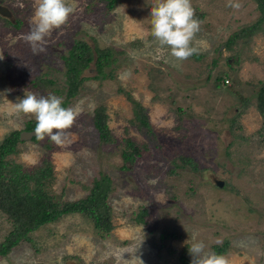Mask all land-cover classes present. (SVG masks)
Segmentation results:
<instances>
[{"label":"rangeland","instance_id":"rangeland-1","mask_svg":"<svg viewBox=\"0 0 264 264\" xmlns=\"http://www.w3.org/2000/svg\"><path fill=\"white\" fill-rule=\"evenodd\" d=\"M67 2L75 12L46 38L45 51L34 54L24 35L36 0H0L11 10L7 18L21 20L8 24L0 14V140L34 118L14 113L18 97L29 91L60 96L30 79L39 74L62 83L61 54L74 38L92 43L94 36L100 46L118 50L114 77L84 80L67 105L80 115L65 147L48 138L25 139L11 154L28 169L49 158L55 170L51 190L62 199L83 196L94 175L108 173L114 228L103 234L82 213L63 214L32 230L31 240L0 256V264H125L134 255L144 264H173L193 236L206 251L228 239L222 255L230 264H264V115L255 104L264 80V32L248 42L238 40L232 49L224 45L232 31L256 19V2L233 0L242 5L236 10L227 6L229 0H191L195 11L204 12L196 35L204 44L200 57L182 62L151 35L154 0H119L111 10L103 0ZM95 72L92 64L84 71ZM119 87L146 107L151 132L132 120V103ZM99 104L106 107L114 142L98 138L93 111ZM128 137L142 151L123 167L121 150ZM181 155L191 157L197 168L183 165ZM142 208L145 222L137 223L133 216ZM10 228L0 211V240Z\"/></svg>","mask_w":264,"mask_h":264},{"label":"trees","instance_id":"trees-1","mask_svg":"<svg viewBox=\"0 0 264 264\" xmlns=\"http://www.w3.org/2000/svg\"><path fill=\"white\" fill-rule=\"evenodd\" d=\"M108 10L113 9L119 0H103ZM258 9V16L252 22L245 24L232 31L224 45L232 49L235 42L241 40L248 42L251 37L264 32V0H254ZM198 19L202 18L204 12L195 11ZM6 23L20 25L21 20L16 18L13 22L3 17ZM92 43L82 37L74 38L66 53L61 54L63 62L62 83L49 76L36 74L30 82L35 86L52 88L55 93L63 98V106L67 107L70 101L79 93L84 80L92 78H113L118 62V50L112 46H100L94 36H91ZM200 57L201 54L194 55ZM94 67L95 73L87 75L85 69ZM219 80L217 75L216 81ZM119 92L125 94L132 103L133 121L140 129L145 128L152 131L146 107L132 96V93L123 87L118 88ZM256 107L264 115V80L256 91ZM108 114L104 104H99L93 111V125L97 130L101 142H114V135L108 125ZM35 127V119L26 120L23 129ZM22 129H12L0 140V211L6 214L11 222V228L0 240V256L6 255L11 249L22 240H31L30 232L44 223L57 220L63 214L80 212L91 219L94 227L103 234L109 233L114 228L113 208L108 201L112 191L111 176L103 171L94 175L91 183L86 185L87 192L75 199H62L56 196L51 185L55 180L54 164L49 158H44L42 163L33 169L24 167L21 162L16 161L11 154L18 152L19 133ZM32 140L38 141L34 136ZM47 147L51 144L46 142ZM141 146L130 137L125 138L124 147L121 150L123 167L135 160L141 154ZM179 158L182 164L190 163L197 168L191 157L181 155ZM181 165V164H180ZM147 210L142 208L133 216L137 223L145 222ZM165 236L164 233L161 234ZM185 245L178 254L173 264H191V255ZM229 247V240L224 239L219 243L211 245V251L223 254Z\"/></svg>","mask_w":264,"mask_h":264},{"label":"clouds","instance_id":"clouds-1","mask_svg":"<svg viewBox=\"0 0 264 264\" xmlns=\"http://www.w3.org/2000/svg\"><path fill=\"white\" fill-rule=\"evenodd\" d=\"M239 10V2L229 0L227 5ZM75 12L74 6L67 0H36L34 18L28 33L24 35L34 54L45 51L46 38L54 29L65 25ZM151 35L161 48L170 49V55L177 61H185L199 54L204 41L196 40L202 21L195 15L191 0H154L151 7ZM63 98L49 94L37 95L25 92L13 103L16 115H31L35 118V137L43 141L50 139L58 147H65L80 111L73 107H64ZM188 247L191 264H230L225 255L206 251L205 243L193 236ZM123 259V256L120 257ZM125 260V259H124ZM125 264H144L140 257L134 255L125 260Z\"/></svg>","mask_w":264,"mask_h":264},{"label":"water","instance_id":"water-1","mask_svg":"<svg viewBox=\"0 0 264 264\" xmlns=\"http://www.w3.org/2000/svg\"><path fill=\"white\" fill-rule=\"evenodd\" d=\"M0 14L6 16V17H10L12 15L11 10L9 9L8 6L4 5V4H0ZM35 127L31 128V129H22L19 133V139L20 140H25V139H31L32 136L35 135L34 133ZM212 180L213 182H215L218 186H222L224 183V180L218 176H216L213 172H209L207 174Z\"/></svg>","mask_w":264,"mask_h":264},{"label":"built area","instance_id":"built-area-1","mask_svg":"<svg viewBox=\"0 0 264 264\" xmlns=\"http://www.w3.org/2000/svg\"><path fill=\"white\" fill-rule=\"evenodd\" d=\"M225 80H226V81H228V79H227V78H226Z\"/></svg>","mask_w":264,"mask_h":264}]
</instances>
